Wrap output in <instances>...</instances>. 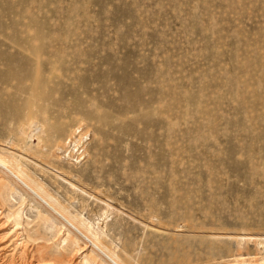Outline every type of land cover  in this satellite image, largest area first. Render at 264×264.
<instances>
[{
    "label": "rangeland",
    "instance_id": "1",
    "mask_svg": "<svg viewBox=\"0 0 264 264\" xmlns=\"http://www.w3.org/2000/svg\"><path fill=\"white\" fill-rule=\"evenodd\" d=\"M0 154L123 264H264V0H0ZM1 170L0 264H105Z\"/></svg>",
    "mask_w": 264,
    "mask_h": 264
},
{
    "label": "bare ground",
    "instance_id": "2",
    "mask_svg": "<svg viewBox=\"0 0 264 264\" xmlns=\"http://www.w3.org/2000/svg\"><path fill=\"white\" fill-rule=\"evenodd\" d=\"M1 155L2 154H0V156ZM6 157L7 156L3 157V155L0 157L1 171L3 172L1 182L3 183L6 194H8L10 185L21 188L27 196L31 197H29L30 200L32 199V201L38 204V207L41 209H39L40 218L44 221H57V224L59 223L61 226L60 228L66 229L67 237L63 241L66 243L68 242V245L73 243L78 244L80 241L87 244V240H90L92 242L91 254H93L90 259L93 263L102 260L105 264H123L114 253L109 252L110 249L107 250L108 248H105V243L103 244L100 239V232L98 230H93V225L90 221L85 222L83 221L84 218L79 220V215L78 218L76 214L73 215L67 211L61 203L56 201L57 199L54 200L52 196L46 192L36 179L27 175L22 169V166L20 167L18 164H14L13 161L11 162V160Z\"/></svg>",
    "mask_w": 264,
    "mask_h": 264
}]
</instances>
